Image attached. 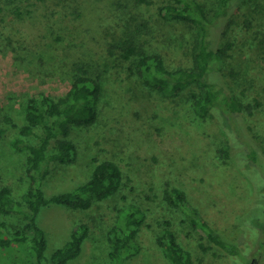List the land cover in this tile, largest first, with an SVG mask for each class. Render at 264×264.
Segmentation results:
<instances>
[{
  "label": "rangeland",
  "instance_id": "obj_1",
  "mask_svg": "<svg viewBox=\"0 0 264 264\" xmlns=\"http://www.w3.org/2000/svg\"><path fill=\"white\" fill-rule=\"evenodd\" d=\"M198 1L209 11L219 7L218 0ZM162 4L163 0L137 6L133 0H0V187H9L22 201L28 186L27 154L9 144L24 122L25 99L38 92L65 94L70 81L62 71L69 62L92 60L105 69L98 119L71 128L68 139L76 147V158L54 164L42 188L47 196L73 190L107 158L120 165L123 181L117 193L88 210L53 204L42 208L37 222L46 236L45 255L63 246L76 224L86 222L90 230L81 252L65 264H111L107 231L118 210L132 203L145 217L135 239L139 252L126 264H173L155 240L164 219L170 220L194 264H264V160L236 162L218 151L223 129L233 135L235 126L264 149V0H245L217 43L224 56L213 64L218 69L216 88L220 98L229 95L240 103L242 111L231 113L240 122L235 125H229V113L223 124L213 115L201 118L189 91L168 98L148 87L128 68L134 58H121L118 44L132 37L135 25L144 23L149 27L142 36L147 52L160 53L171 68L190 65L195 30L183 21L163 19ZM173 187L184 191L186 207L196 209L199 218L235 245L234 256L216 246L199 248V237L205 233L192 226L188 212L164 199V191ZM0 219L13 229L24 223L19 213H0ZM0 264H36L30 243L0 246Z\"/></svg>",
  "mask_w": 264,
  "mask_h": 264
},
{
  "label": "trees",
  "instance_id": "obj_2",
  "mask_svg": "<svg viewBox=\"0 0 264 264\" xmlns=\"http://www.w3.org/2000/svg\"><path fill=\"white\" fill-rule=\"evenodd\" d=\"M218 1L219 7L213 11L206 10L198 0H163L159 7V14L163 19L183 21L195 30L190 65L171 68L160 53L147 52L148 47L142 36L149 32L144 28L149 27L144 23H139L137 27L135 25L132 37H127L118 46L121 58H134L131 62L133 67L128 68L145 85L159 90L168 98L189 91L194 110L201 118L213 115L220 124L225 122V115L229 113L231 121L227 122L235 125L240 122L231 113L241 112V105L229 95L220 98V91L216 88L218 69L213 68V64H218L223 59V49L217 43L224 38L232 16L241 9L245 0ZM151 2L152 0H133L135 6ZM130 28L132 27L128 25V29ZM110 45L108 43L107 48ZM113 47L108 50L112 51ZM104 70H100L92 60L76 58L70 61L62 71L70 81L66 93L57 97L45 92L28 96L24 102V122L17 127V135L9 142L14 150L27 154L25 166L29 182L22 194V201L13 197L9 187H0V213H19L24 219V223L17 229L0 219V246L6 247L12 242H29L36 264H65L77 257L90 230L86 222L76 224L65 244L47 257L44 253L45 232L37 222L42 208L53 204L72 210H88L95 202L117 193L122 184L123 171L120 165L107 158L99 161L89 179L73 190L47 196L42 188L43 181L51 173L54 164H68L76 158V147L68 139L71 128L89 126L98 119ZM193 87H197L198 91H193ZM224 133L223 144L218 149L222 158L236 162L243 158L250 162H257L260 158L264 160V149L256 145L253 137L246 133L244 137L238 132L237 126L233 135H228L226 128L223 129ZM33 138L35 142H32ZM262 198L264 199V193ZM164 199L172 207L188 212L186 214L192 226L200 227L205 233L199 237L198 246L202 251L216 246L228 256L235 255V245L223 240L205 218H199L196 209L186 207L183 190L176 187L166 189ZM23 202L26 209L23 208ZM144 217L142 209L132 203L118 210L114 224L108 229L106 236L111 264H126L129 256L139 252L135 239ZM161 225L155 240L169 260L173 264H194L192 253L179 244L170 220L164 219Z\"/></svg>",
  "mask_w": 264,
  "mask_h": 264
}]
</instances>
